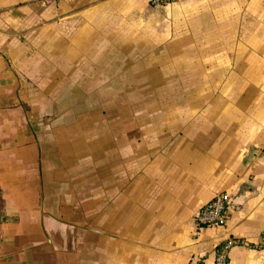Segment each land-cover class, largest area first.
I'll use <instances>...</instances> for the list:
<instances>
[{"label": "crops", "instance_id": "1", "mask_svg": "<svg viewBox=\"0 0 264 264\" xmlns=\"http://www.w3.org/2000/svg\"><path fill=\"white\" fill-rule=\"evenodd\" d=\"M126 16L179 41L180 112L127 137L107 117L77 161L75 137L29 97V43L67 22L69 58H87ZM263 153L264 0H0V264H214L227 240V264H264ZM220 192L226 225L197 226Z\"/></svg>", "mask_w": 264, "mask_h": 264}, {"label": "rangeland", "instance_id": "2", "mask_svg": "<svg viewBox=\"0 0 264 264\" xmlns=\"http://www.w3.org/2000/svg\"><path fill=\"white\" fill-rule=\"evenodd\" d=\"M154 17L146 15V19ZM44 29L43 41L29 43L33 74L27 92L33 99L45 100L46 115H58L56 123L61 127L54 130L60 131L61 141L75 137L77 161L84 155V140L90 135L99 138L107 117L116 120L112 116L120 114V130L127 137L137 130L164 129L167 115L180 112V58L170 57V49L179 48V41L178 47L166 46L165 29L157 27L158 34L149 36L126 16L123 35H113L112 27L103 25L94 37L102 41L89 43V57L71 59L67 22L55 39L52 20L45 21ZM112 129L117 127L109 125Z\"/></svg>", "mask_w": 264, "mask_h": 264}, {"label": "built area", "instance_id": "3", "mask_svg": "<svg viewBox=\"0 0 264 264\" xmlns=\"http://www.w3.org/2000/svg\"><path fill=\"white\" fill-rule=\"evenodd\" d=\"M175 0H149L152 6H162L170 4ZM264 164V153H263ZM230 208V198L226 192L215 194L209 201L198 209L194 216L197 226L222 227L226 225ZM236 240H227L220 243L215 250L214 264H227L229 251Z\"/></svg>", "mask_w": 264, "mask_h": 264}]
</instances>
